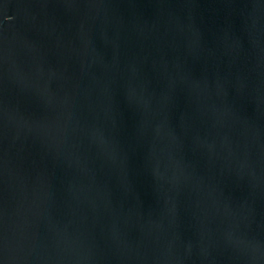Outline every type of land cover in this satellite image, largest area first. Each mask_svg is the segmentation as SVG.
Returning a JSON list of instances; mask_svg holds the SVG:
<instances>
[{
	"label": "water",
	"instance_id": "water-1",
	"mask_svg": "<svg viewBox=\"0 0 264 264\" xmlns=\"http://www.w3.org/2000/svg\"><path fill=\"white\" fill-rule=\"evenodd\" d=\"M0 264H264V0H0Z\"/></svg>",
	"mask_w": 264,
	"mask_h": 264
}]
</instances>
